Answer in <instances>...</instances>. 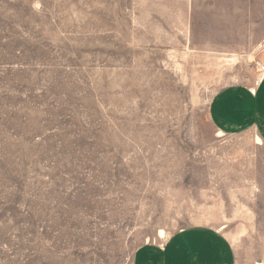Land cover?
Wrapping results in <instances>:
<instances>
[{
	"label": "rangeland",
	"instance_id": "1",
	"mask_svg": "<svg viewBox=\"0 0 264 264\" xmlns=\"http://www.w3.org/2000/svg\"><path fill=\"white\" fill-rule=\"evenodd\" d=\"M263 77L264 0H0V264H264V136L210 116Z\"/></svg>",
	"mask_w": 264,
	"mask_h": 264
},
{
	"label": "crops",
	"instance_id": "2",
	"mask_svg": "<svg viewBox=\"0 0 264 264\" xmlns=\"http://www.w3.org/2000/svg\"><path fill=\"white\" fill-rule=\"evenodd\" d=\"M210 116L220 132L256 128L264 136V77L254 87L230 86L218 93ZM234 251L217 231L185 230L164 245L141 247L135 264H232Z\"/></svg>",
	"mask_w": 264,
	"mask_h": 264
}]
</instances>
